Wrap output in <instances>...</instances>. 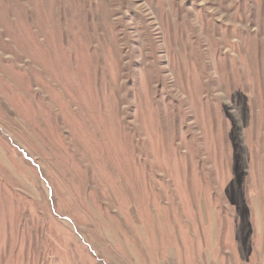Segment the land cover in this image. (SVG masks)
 <instances>
[{"label":"rangeland","instance_id":"374dc122","mask_svg":"<svg viewBox=\"0 0 264 264\" xmlns=\"http://www.w3.org/2000/svg\"><path fill=\"white\" fill-rule=\"evenodd\" d=\"M0 264H264V0H0Z\"/></svg>","mask_w":264,"mask_h":264}]
</instances>
